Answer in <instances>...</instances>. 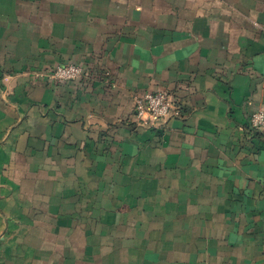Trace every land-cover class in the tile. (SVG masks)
Instances as JSON below:
<instances>
[{
	"label": "crops",
	"instance_id": "crops-1",
	"mask_svg": "<svg viewBox=\"0 0 264 264\" xmlns=\"http://www.w3.org/2000/svg\"><path fill=\"white\" fill-rule=\"evenodd\" d=\"M259 109L264 0H0V264H264Z\"/></svg>",
	"mask_w": 264,
	"mask_h": 264
},
{
	"label": "built area",
	"instance_id": "built-area-1",
	"mask_svg": "<svg viewBox=\"0 0 264 264\" xmlns=\"http://www.w3.org/2000/svg\"><path fill=\"white\" fill-rule=\"evenodd\" d=\"M86 76V70L78 64H63L47 73L50 80L77 81ZM135 117L139 124L160 128L164 124L183 117L182 106L175 95L168 91L147 92L135 98ZM255 132H264V110L259 109L250 118Z\"/></svg>",
	"mask_w": 264,
	"mask_h": 264
}]
</instances>
